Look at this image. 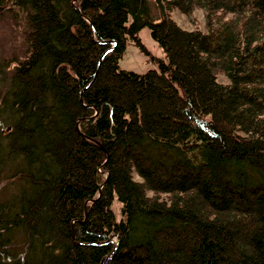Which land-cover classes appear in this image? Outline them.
<instances>
[{
  "label": "trees",
  "instance_id": "trees-1",
  "mask_svg": "<svg viewBox=\"0 0 264 264\" xmlns=\"http://www.w3.org/2000/svg\"><path fill=\"white\" fill-rule=\"evenodd\" d=\"M0 7L27 25L0 57V264H264V0ZM198 8L206 30L172 17ZM145 26L166 58L120 68Z\"/></svg>",
  "mask_w": 264,
  "mask_h": 264
},
{
  "label": "rangeland",
  "instance_id": "rangeland-1",
  "mask_svg": "<svg viewBox=\"0 0 264 264\" xmlns=\"http://www.w3.org/2000/svg\"><path fill=\"white\" fill-rule=\"evenodd\" d=\"M197 23L194 24L190 18L179 9L172 11V17L184 28L192 29L199 26L206 30L205 16L201 9L195 11ZM27 25L25 16L19 10H10L8 7H0V57L9 61L8 71L14 67L17 60L24 58L27 51L26 35ZM139 36L142 46L133 39H128L127 46L123 56L119 60V66L122 69L132 70L144 73L149 69H159L160 59H165L163 47L156 41L149 26L143 27ZM220 80L227 81V78L220 75ZM8 180L3 179L2 188H0V198L5 199L11 192ZM120 203L117 199L113 203V208L117 218H121Z\"/></svg>",
  "mask_w": 264,
  "mask_h": 264
}]
</instances>
